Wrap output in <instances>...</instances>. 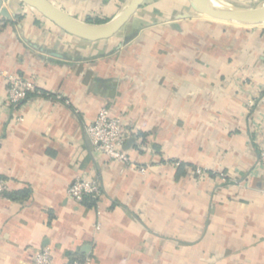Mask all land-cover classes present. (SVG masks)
<instances>
[{"label": "crops", "instance_id": "obj_1", "mask_svg": "<svg viewBox=\"0 0 264 264\" xmlns=\"http://www.w3.org/2000/svg\"><path fill=\"white\" fill-rule=\"evenodd\" d=\"M49 1L80 20L109 21L128 0ZM187 1L167 11L145 0L116 35L88 42L20 0H0L12 22L0 29V72L56 96L0 107V177L8 182L0 264H33L45 247L59 264H264V168L246 104L252 98L264 115V24L212 19ZM212 2L248 9L264 0ZM103 106L146 134L144 149L137 135L124 146L145 173L88 140L86 125ZM180 164L217 176L199 178ZM76 177L99 181L94 207L68 197Z\"/></svg>", "mask_w": 264, "mask_h": 264}, {"label": "built area", "instance_id": "obj_2", "mask_svg": "<svg viewBox=\"0 0 264 264\" xmlns=\"http://www.w3.org/2000/svg\"><path fill=\"white\" fill-rule=\"evenodd\" d=\"M0 74L4 75L2 72ZM4 76L8 81V88L6 97L0 106L3 109H8L12 105L25 101L27 94L34 93L37 89L36 83L31 80L15 74H5ZM261 87L262 92H264V82ZM246 104L250 111L253 144L259 155V164L264 168V115L253 111L255 106L252 98H249ZM85 132L97 153L140 173H145L148 170L147 165L137 164L124 148L127 140L137 135L136 132L133 129L126 128L120 117L112 116L107 106H103L98 111L95 119L86 125ZM191 171L193 175L199 178L208 177L207 171L198 166L191 168ZM223 176V174H219V177L222 178ZM7 187V180L0 177V195L6 191ZM67 195L76 203H83L87 198L96 203L101 196V186L97 178L76 177L68 187ZM97 228H99V223L96 224ZM33 264L59 263L53 260L50 249L45 247L36 253ZM61 264H91V259L89 257L74 258Z\"/></svg>", "mask_w": 264, "mask_h": 264}, {"label": "water", "instance_id": "obj_3", "mask_svg": "<svg viewBox=\"0 0 264 264\" xmlns=\"http://www.w3.org/2000/svg\"><path fill=\"white\" fill-rule=\"evenodd\" d=\"M20 1L34 9L39 15L64 32L88 42H96L110 39L116 35L143 5L145 0H128L115 17L102 24L89 23L73 17L53 5L49 0ZM192 7L198 14L220 21L247 26L264 24V3L254 8L245 9L216 7L212 0H192ZM0 15L5 18L10 17L6 9L1 8V6ZM173 27H176V25H173ZM51 55L56 56L55 53ZM133 142L134 139L129 138L125 144V148L130 146Z\"/></svg>", "mask_w": 264, "mask_h": 264}, {"label": "trees", "instance_id": "obj_4", "mask_svg": "<svg viewBox=\"0 0 264 264\" xmlns=\"http://www.w3.org/2000/svg\"><path fill=\"white\" fill-rule=\"evenodd\" d=\"M22 17H23L22 15H18L16 18L19 20V19H22ZM86 21L89 22V23H96V24H102V23L107 22V20L92 19L91 17H88L86 19ZM1 23H2V25H1L0 29H3L6 25H12V22L8 18H5L3 16H2ZM33 94H39V95H42V96H45V97H56V96H53V95H51L49 93H46L45 91H43L40 88H37L34 93H28L26 99L28 97H30L31 95H33ZM137 139H138V141L136 142L135 146L137 148H139V147L141 148L142 147V149H144V146H146V144H147V136H146V134L145 133H138L137 134ZM185 166H187L189 168H194L195 167L194 165H191V164H189V165L180 164L179 168H183ZM207 174H208L209 177H216L217 176V174L212 173L210 171L209 172L207 171ZM2 195L3 196H7V192L5 191ZM83 203L86 206H88V207H94V205H95V201L91 200L90 198L85 199V201Z\"/></svg>", "mask_w": 264, "mask_h": 264}, {"label": "rangeland", "instance_id": "obj_5", "mask_svg": "<svg viewBox=\"0 0 264 264\" xmlns=\"http://www.w3.org/2000/svg\"><path fill=\"white\" fill-rule=\"evenodd\" d=\"M185 2V4H187V0H184ZM175 2H177V0H147V3L145 4V5H149V6H151L152 4H154V5H156V6H161L162 8H161V10L162 9H164V10H166L167 9V11H168V9L169 8H171L172 6L171 5H173ZM188 5V4H187ZM150 9V8H149ZM142 13V17H145V16H147L148 15V13H145V12H141ZM141 13H139V16H138V22L139 21H141V18H140V15H141ZM154 14H161L160 13V11H158V10H156L155 11V13ZM136 19V18H135ZM137 20V19H136ZM137 22V23H138ZM141 23V22H140ZM143 25L144 24H138V28H142L143 27ZM146 25H144V27H145ZM125 35H126V32H125Z\"/></svg>", "mask_w": 264, "mask_h": 264}, {"label": "bare ground", "instance_id": "obj_6", "mask_svg": "<svg viewBox=\"0 0 264 264\" xmlns=\"http://www.w3.org/2000/svg\"><path fill=\"white\" fill-rule=\"evenodd\" d=\"M216 7H222V6H218V5H215Z\"/></svg>", "mask_w": 264, "mask_h": 264}]
</instances>
